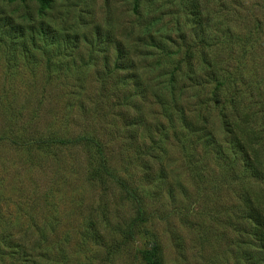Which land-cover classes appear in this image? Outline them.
<instances>
[{
	"label": "rangeland",
	"instance_id": "374dc122",
	"mask_svg": "<svg viewBox=\"0 0 264 264\" xmlns=\"http://www.w3.org/2000/svg\"><path fill=\"white\" fill-rule=\"evenodd\" d=\"M244 115L264 0H0V264H264Z\"/></svg>",
	"mask_w": 264,
	"mask_h": 264
},
{
	"label": "trees",
	"instance_id": "16d2710c",
	"mask_svg": "<svg viewBox=\"0 0 264 264\" xmlns=\"http://www.w3.org/2000/svg\"><path fill=\"white\" fill-rule=\"evenodd\" d=\"M213 75L214 76L217 75V71ZM174 77H175V73L174 75H172L171 80H176V78ZM244 117H245L244 119H247L246 123L251 121L253 124L252 123L242 124L243 126H241V128H238L236 125L234 128V123H233V129H234L233 131L236 133V131L239 129L236 133L237 135L240 133L241 129L243 130V134L239 136L238 140L236 141L238 142L242 152L246 153L247 155L248 167L251 170H253V172L259 177V179L264 180V176H263L264 163L260 160L259 156L255 155L257 151L256 146L259 144V141L264 137V127L262 126L260 128L253 127L254 126L253 119L246 115H244ZM59 142L63 144H65L66 142H75V143H82V142L91 143L92 142L98 147L100 156L104 160V153L102 151V145H100L99 142H97L93 138H87V136L86 137L83 136L73 141L63 140ZM104 166H105L104 169L108 171L107 163H105ZM109 173L110 175H112L111 172ZM117 180L121 182L122 184L124 183L122 180H120V178H118ZM128 189L129 188L126 189L127 192L132 196L133 199H135V195ZM247 199H248V202H247L248 203L247 204L248 214L261 227L262 235L264 236V230H263L264 229V204H262V202L258 203L256 202V200H253L252 195H249ZM137 210H138L137 220L140 222H144L146 218L144 216V211L142 207L140 206L139 202L137 204ZM128 235L130 237L133 236L132 226L128 230ZM263 240H264V237H263ZM155 264H158V263L155 262Z\"/></svg>",
	"mask_w": 264,
	"mask_h": 264
}]
</instances>
